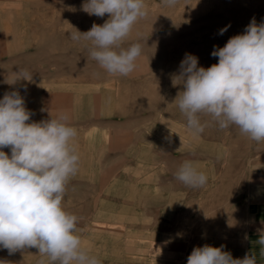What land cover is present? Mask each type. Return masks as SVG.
<instances>
[{
  "label": "rangeland",
  "instance_id": "374dc122",
  "mask_svg": "<svg viewBox=\"0 0 264 264\" xmlns=\"http://www.w3.org/2000/svg\"><path fill=\"white\" fill-rule=\"evenodd\" d=\"M84 2L0 0V81L27 69L32 82L14 87L35 113L29 122L66 112L77 129L79 170L63 206L78 217L83 246L101 264H186L205 244L244 258L254 209L264 203V141L235 125L222 130L207 116L204 132L191 135L174 102L182 86L171 78L185 53L205 68L218 63L213 47L243 33L253 17L264 21V0H179L175 7L145 0L148 15L122 45H143L127 77L107 74L91 59L90 42L70 38L109 19L83 12ZM11 90L0 82V99ZM185 160L207 175L206 185L175 179ZM0 259L51 264L36 248L12 255L0 249Z\"/></svg>",
  "mask_w": 264,
  "mask_h": 264
},
{
  "label": "clouds",
  "instance_id": "9594fccd",
  "mask_svg": "<svg viewBox=\"0 0 264 264\" xmlns=\"http://www.w3.org/2000/svg\"><path fill=\"white\" fill-rule=\"evenodd\" d=\"M178 2L163 0L168 7ZM68 10L76 8L69 6ZM81 10L89 16L108 14L109 19L102 25L93 23L86 32L76 29L70 38L90 42L91 59L110 76L132 74L143 45H122L138 20L148 15L145 0H85ZM211 55L218 57V63L205 68L199 66L197 56L185 53L178 72L172 75L173 87L182 86L174 102L186 118V129L199 136L207 126L202 117L207 116L222 130L235 125L250 139L264 141V21L257 24L253 17L243 33L230 37L223 47L214 46ZM32 80L33 74L18 68L6 72L0 81L12 87L0 99V249L12 255L36 248L51 264H101L77 234L78 217L63 206L68 181L79 170L80 155L74 144L77 129L66 112L29 122L35 113L26 108L25 98L14 86ZM21 87L27 91L26 86ZM4 148H10V156ZM174 175L192 188H201L208 181L189 160ZM258 232L257 242L264 246V228ZM223 248L196 246L186 264H257L254 253L233 258ZM0 264L9 262L0 259Z\"/></svg>",
  "mask_w": 264,
  "mask_h": 264
},
{
  "label": "crops",
  "instance_id": "0c3cea01",
  "mask_svg": "<svg viewBox=\"0 0 264 264\" xmlns=\"http://www.w3.org/2000/svg\"><path fill=\"white\" fill-rule=\"evenodd\" d=\"M262 222H264V203H258L254 209L252 222L248 229L246 247V253L255 254L257 264H264V254H262V249H264V246L257 242L259 239L258 229L264 228V223Z\"/></svg>",
  "mask_w": 264,
  "mask_h": 264
},
{
  "label": "bare ground",
  "instance_id": "6f19581e",
  "mask_svg": "<svg viewBox=\"0 0 264 264\" xmlns=\"http://www.w3.org/2000/svg\"><path fill=\"white\" fill-rule=\"evenodd\" d=\"M114 223V222H113Z\"/></svg>",
  "mask_w": 264,
  "mask_h": 264
}]
</instances>
